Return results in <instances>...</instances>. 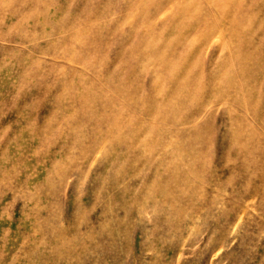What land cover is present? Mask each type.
I'll use <instances>...</instances> for the list:
<instances>
[{
  "label": "rangeland",
  "instance_id": "374dc122",
  "mask_svg": "<svg viewBox=\"0 0 264 264\" xmlns=\"http://www.w3.org/2000/svg\"><path fill=\"white\" fill-rule=\"evenodd\" d=\"M0 264H264V0H0Z\"/></svg>",
  "mask_w": 264,
  "mask_h": 264
}]
</instances>
